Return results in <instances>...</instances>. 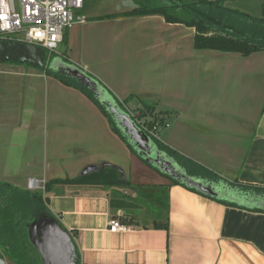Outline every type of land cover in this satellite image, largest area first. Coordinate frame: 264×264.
Returning a JSON list of instances; mask_svg holds the SVG:
<instances>
[{"label": "crops", "instance_id": "0c3cea01", "mask_svg": "<svg viewBox=\"0 0 264 264\" xmlns=\"http://www.w3.org/2000/svg\"><path fill=\"white\" fill-rule=\"evenodd\" d=\"M83 14L86 22L65 34L67 53L52 57L77 65L131 112L151 105L165 120L159 140L222 179L196 178L205 185L264 187V52L197 50L194 29L158 15L106 18L87 5ZM53 73L0 62V182L28 189L33 178L44 192L49 181L112 165L134 188L170 186L168 210L154 206L167 230L154 227L148 207L112 209L107 187H55L49 209L75 233L81 264H264V209L171 185L92 100ZM112 219L128 230L111 233Z\"/></svg>", "mask_w": 264, "mask_h": 264}, {"label": "trees", "instance_id": "16d2710c", "mask_svg": "<svg viewBox=\"0 0 264 264\" xmlns=\"http://www.w3.org/2000/svg\"><path fill=\"white\" fill-rule=\"evenodd\" d=\"M135 1L137 7L133 10L108 15L106 18L158 15L163 17L168 24H178L194 29V48L197 50L238 54L242 57L264 52V18L254 17L248 13L228 8L225 6L224 0ZM65 41L64 38V43ZM49 73L51 72L49 71ZM53 75L64 85L80 91L92 100L109 120L114 133L138 156L106 108L95 99L94 94L88 88L63 74L53 73ZM127 103L118 102L120 107L126 110ZM155 111L151 105L145 103L144 109L140 112V117L136 115V112H132V120L152 138L159 150L178 164L188 176L215 183L221 182L222 179L218 174L182 156L150 134V131H153L154 128L159 129L162 127L165 121L164 118H161L163 116ZM143 119L145 120L143 121ZM140 160L146 163L142 158ZM156 171L158 172V170ZM171 181V185H180L176 180L171 179ZM86 185L107 187L115 192L120 190V194H114V197L110 198L112 209L134 213L148 207L155 216L154 227L168 229L167 217L165 221H158L156 219L158 217L157 210L154 206H160L165 211L168 210L167 190L170 186H138L134 188L130 181L125 179L120 168L112 165H102L96 167V171L88 175L82 174L74 179L49 181L45 184L44 192L41 190L31 191L10 183L0 182V256L13 264H42L40 254L29 240V224L43 216L55 218L60 223L49 209L48 195L57 186L78 187ZM230 185V187L240 191V194L264 196V187L242 186L238 182ZM133 189L137 190V196L135 197L128 196L123 192L124 190ZM222 202L232 206L237 205L231 202ZM62 227L67 230L63 225ZM70 234L75 242V233L70 231ZM76 254L78 263L81 264L77 247Z\"/></svg>", "mask_w": 264, "mask_h": 264}, {"label": "water", "instance_id": "95a60500", "mask_svg": "<svg viewBox=\"0 0 264 264\" xmlns=\"http://www.w3.org/2000/svg\"><path fill=\"white\" fill-rule=\"evenodd\" d=\"M0 62L28 64L75 79L88 88L97 101L106 108L137 155L159 173L204 195L244 207L264 209V196L255 199L248 194H240L225 187L221 189L205 185L201 180L188 176L178 164L159 150L154 141L136 125L129 113L120 107L108 91L77 65L67 63L60 57L48 59L45 50L39 47L4 41H0ZM95 171L96 167H89L83 174L88 175ZM124 194L134 196V192L129 190H125ZM28 234L31 244L40 254L42 264H79L76 245L70 231L65 230L55 218L43 216L35 219L28 226ZM0 264H6V260L1 256Z\"/></svg>", "mask_w": 264, "mask_h": 264}, {"label": "built area", "instance_id": "2783aa9c", "mask_svg": "<svg viewBox=\"0 0 264 264\" xmlns=\"http://www.w3.org/2000/svg\"><path fill=\"white\" fill-rule=\"evenodd\" d=\"M84 5L85 0H0V41L42 48L51 59L66 30L86 22L81 14ZM127 112L132 118V112ZM158 130L150 134L158 138ZM27 188L36 191L42 186L31 178ZM108 226L111 233L128 230L118 219L110 220Z\"/></svg>", "mask_w": 264, "mask_h": 264}, {"label": "rangeland", "instance_id": "374dc122", "mask_svg": "<svg viewBox=\"0 0 264 264\" xmlns=\"http://www.w3.org/2000/svg\"><path fill=\"white\" fill-rule=\"evenodd\" d=\"M145 2L146 0H141ZM85 5L88 6L89 12L96 14V15H114V14H120L126 11L133 10L137 7V2L135 0H85ZM84 5V8H85ZM225 6L234 10H238L244 13H248L254 17L258 18H264V0H228L225 3ZM84 8L81 12L82 15ZM68 32L66 30L65 34ZM65 38V37H64ZM68 51V44L63 43L58 46L56 49V54L60 57L64 53H67ZM55 57H52L51 59H54ZM144 109V108H142ZM126 111H129L127 109ZM136 112V115L139 116L140 112L139 110L134 111ZM156 112V111H155ZM151 113V111H149ZM140 117V116H139ZM145 119H143L144 121ZM111 191V197H114V194H120V190H117L116 192L110 188ZM127 214L130 213L126 210H124ZM149 213L146 214L148 216ZM6 264H13L9 260H6Z\"/></svg>", "mask_w": 264, "mask_h": 264}, {"label": "flooded vegetation", "instance_id": "af4514ba", "mask_svg": "<svg viewBox=\"0 0 264 264\" xmlns=\"http://www.w3.org/2000/svg\"><path fill=\"white\" fill-rule=\"evenodd\" d=\"M5 42V41H4ZM7 43V42H6Z\"/></svg>", "mask_w": 264, "mask_h": 264}]
</instances>
